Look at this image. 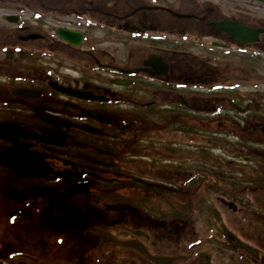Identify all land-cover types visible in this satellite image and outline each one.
<instances>
[{
    "label": "flooded vegetation",
    "instance_id": "1",
    "mask_svg": "<svg viewBox=\"0 0 264 264\" xmlns=\"http://www.w3.org/2000/svg\"><path fill=\"white\" fill-rule=\"evenodd\" d=\"M262 7L0 0V262L264 264Z\"/></svg>",
    "mask_w": 264,
    "mask_h": 264
},
{
    "label": "rangeland",
    "instance_id": "2",
    "mask_svg": "<svg viewBox=\"0 0 264 264\" xmlns=\"http://www.w3.org/2000/svg\"><path fill=\"white\" fill-rule=\"evenodd\" d=\"M260 11H262L264 13V8L262 7V9H258ZM4 12V10H0V13ZM264 88V86L260 87L259 89ZM131 169V168H130ZM6 208L5 211L3 209H0V224H6L7 222V213H6ZM6 230V229H5ZM3 230V231H5ZM111 230V232L113 229H109ZM51 233V232H50ZM110 237H114L111 233L109 234ZM46 239L47 238H51L49 233H46ZM197 239L196 237L190 238V242L194 241ZM55 240V237H54ZM15 244V243H14ZM64 245V244H62ZM48 246H51V244H48ZM35 250V251H34ZM40 250L43 252V255H39L38 251L40 253ZM48 251V252H45ZM69 248L67 247H63V248H59V245H54L52 247H48V248H29V249H24L23 252H27L29 255H25L24 258H19V259H15L12 263H16V264H91L90 261H82L79 258V256H77L76 254H72L69 251ZM111 248L109 249H105V253L102 254V258H101V262H106L108 261L109 264H115L117 262V258H119V256H122V249H116L114 250V252L110 251ZM37 254L39 255V257L37 256ZM35 256V257H34ZM70 256L73 258L71 259ZM7 260H12L10 258H8ZM233 261H237V264H239L241 261H244L242 258H240L237 254H236V258H232ZM0 264H3L2 262H0Z\"/></svg>",
    "mask_w": 264,
    "mask_h": 264
},
{
    "label": "water",
    "instance_id": "3",
    "mask_svg": "<svg viewBox=\"0 0 264 264\" xmlns=\"http://www.w3.org/2000/svg\"><path fill=\"white\" fill-rule=\"evenodd\" d=\"M263 1L264 0H260ZM222 28H224L226 31L230 32L232 34V36H234L236 38V40L239 41H251V40H255L257 37V30H250V29H245L244 27H242L241 25H236V24H228L227 22H221L219 24ZM62 37L65 40H69V34H64L61 33Z\"/></svg>",
    "mask_w": 264,
    "mask_h": 264
}]
</instances>
